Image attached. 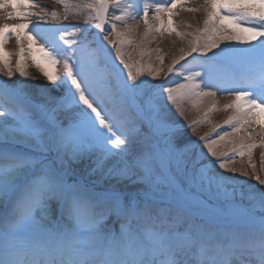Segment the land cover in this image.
<instances>
[{
  "label": "snow or ice",
  "instance_id": "snow-or-ice-1",
  "mask_svg": "<svg viewBox=\"0 0 264 264\" xmlns=\"http://www.w3.org/2000/svg\"><path fill=\"white\" fill-rule=\"evenodd\" d=\"M56 3L63 16L0 0V264H264L251 155L264 149V0ZM201 10V27L178 30L180 11ZM165 33L187 40L166 69L160 55L143 59ZM33 66L46 81L36 95L24 83ZM221 92L231 131L213 125L202 146L185 138L175 113L204 106L186 125L195 132ZM245 154L247 167L233 166ZM249 175L259 188L238 178Z\"/></svg>",
  "mask_w": 264,
  "mask_h": 264
},
{
  "label": "rangeland",
  "instance_id": "rangeland-1",
  "mask_svg": "<svg viewBox=\"0 0 264 264\" xmlns=\"http://www.w3.org/2000/svg\"><path fill=\"white\" fill-rule=\"evenodd\" d=\"M187 2L190 6H193V7H197L198 5L201 6L200 5L201 1H199V0H187ZM43 8H45L48 12H50L49 8H47V7H43ZM37 10L39 11L40 9H37ZM33 11H34V9H33ZM183 14H185L184 20L186 21V24L192 25L191 28H188L190 32L193 31L195 28L202 26V21L204 19V13L202 10L197 11V12L185 11ZM201 18H202V21H200ZM174 20H175V18H174ZM59 21L60 20L47 19V22L44 24H41V27H58L57 25L60 23ZM72 21L73 20H70V22H72ZM180 24L183 27H186V24H184L183 22H180ZM83 26L84 25L82 23L81 27H83ZM93 31H95V30H93ZM172 39L174 42L179 41V38L175 37V36ZM110 51L115 55V52L113 50L110 49ZM10 52L15 53V51H10ZM125 52L126 53H132L131 60H132L134 65H135L136 60L140 59L138 51L134 52L133 48L130 46H125ZM152 53H155V55L157 54V52H154V51ZM177 53H178V50L170 51V54L167 56V59L163 61V65H161V67L166 69L167 66L171 63L172 59L174 58V56ZM146 56L143 57V59L145 61L149 59L150 54L146 55ZM153 59H154V57H153ZM37 60H40L39 54H37ZM12 62L14 65V62H15V56L14 55L12 57ZM40 62L43 63V61H40ZM146 72H147V69H145V73ZM17 76H18V74H14L13 80H15L17 78ZM5 79H7V78L0 75V80H5ZM164 79H165V77H164L163 73H161V75L157 78V82L164 80ZM173 79H175V78H173ZM24 83H25L28 91H30L33 95L37 94L39 85L37 84V82L34 79H27L24 81ZM218 95L220 96V99H219L220 104L218 106H216L217 110L212 111L211 114L208 116V121H210L211 123L205 122V123L197 124L195 132H193L190 128H187L186 125L188 122H190L192 120H198L202 117L203 111H204V106H201L200 109H191V107L189 105H185V107L187 109L185 116H180L179 113H175V109H173V112L175 113L173 119L178 121L180 124L185 125V131L182 133L185 138H187L188 140H191V141H196V142L200 143L202 146V142L199 141L200 136L204 135L205 133H210L213 125H221L222 128L224 127V121L227 119V117L229 115L232 114V109H228V110H220V109H222L223 104L228 102L231 99V97L228 95L227 92H221V93H218ZM222 128L218 129L217 131L220 132L222 130ZM237 135L239 136L240 133ZM211 136L213 139H215L214 138L215 134H211ZM226 142L227 141L225 138V140L223 142H221V147H223V148L231 147ZM205 152H206V150H205ZM262 152H264V149L257 147V148L252 150L251 155H252V163H254L256 166L257 174L262 175V177H264V169H262V167H261V158H262L261 153ZM208 159H212V157H208ZM248 160H249V157L247 154H245L243 157L237 158L236 164L240 167H247ZM241 161L243 163H241ZM257 169H260L261 173H259L257 171ZM248 171H249V173H251L252 169L248 168ZM240 180L246 182V184H245L246 187L247 186H253V187H257V188L260 187L258 182L256 180H254L251 175H249L247 177H241Z\"/></svg>",
  "mask_w": 264,
  "mask_h": 264
},
{
  "label": "bare ground",
  "instance_id": "bare-ground-1",
  "mask_svg": "<svg viewBox=\"0 0 264 264\" xmlns=\"http://www.w3.org/2000/svg\"><path fill=\"white\" fill-rule=\"evenodd\" d=\"M70 3H79L81 2V0H69ZM35 3L38 4V5H41V6H46L50 9V11H55L56 12V8H60L63 12H64V9L62 8V6L58 3H56V0H35ZM143 3V0H140V4ZM187 6L188 7H193V6H190L187 2ZM201 6H197L196 8H200ZM141 11H142V5H141ZM185 11H180V14L179 16L177 17H174L175 20V24L177 25L178 27V30L181 31V32H190L188 27H183L180 22H183L184 24H186V21L184 20V17H185V14H183ZM151 16H152V13L149 12V20L151 22ZM202 21V18L201 20ZM10 23H15V21H9ZM167 22V21H165ZM129 23H133L132 21H129ZM143 31V24L140 23L139 24V27H138V32H137V35H139L140 32ZM174 34L172 35H169L168 33H165L162 37L159 36V34H157V39L155 41H153L150 45H148V49H156V48H159V52L155 55V53H152L153 51H150L148 53V55L150 54V56L153 58H155V56L157 55H160L164 58V60L167 59V56L170 54V51H174V50H179L180 47H183L186 45L187 41L186 40H183L179 38V41L178 42H174L172 38H174ZM177 37V36H175ZM151 38V36L149 37ZM103 40V39H102ZM104 43V41H103ZM6 49L9 50V51H16V44H15V39H11L9 40V42L6 44ZM147 57V56H146ZM31 63V62H29ZM116 63L118 64L119 62L116 61ZM27 71H29L31 73L32 76L36 77V79H34L38 85H42V84H45L46 81L45 79L41 76V74L38 72V70L33 66V67H29L27 69ZM214 90V89H213ZM220 96L217 94L216 98H215V104L216 106H218L220 104ZM221 131H231V129L227 126H224L222 128ZM242 135H243V132H241ZM215 138V137H214ZM231 140L233 141L234 140V137H230ZM262 159V158H261ZM237 168H241L240 166H238L236 163L233 165ZM257 171L259 173H261L260 169H257ZM262 176V175H261ZM238 178L240 179L241 177L238 176Z\"/></svg>",
  "mask_w": 264,
  "mask_h": 264
}]
</instances>
